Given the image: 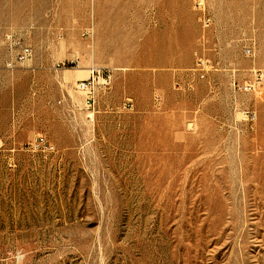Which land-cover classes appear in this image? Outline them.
I'll return each instance as SVG.
<instances>
[{
  "label": "rangeland",
  "instance_id": "1",
  "mask_svg": "<svg viewBox=\"0 0 264 264\" xmlns=\"http://www.w3.org/2000/svg\"><path fill=\"white\" fill-rule=\"evenodd\" d=\"M0 264H264V0H0Z\"/></svg>",
  "mask_w": 264,
  "mask_h": 264
},
{
  "label": "built area",
  "instance_id": "2",
  "mask_svg": "<svg viewBox=\"0 0 264 264\" xmlns=\"http://www.w3.org/2000/svg\"><path fill=\"white\" fill-rule=\"evenodd\" d=\"M10 39L13 38V34L9 35ZM13 45L15 46V48L17 47L18 50H15V52L13 53V58L16 61H26L29 60L33 54V49L31 46L24 44L21 39L15 40V42H13ZM12 64V63H10ZM96 69L92 70V72L95 74ZM97 72L100 74H98L99 76H101L105 82H108V80L111 78V74L105 70H97ZM246 89H252L253 85H246L245 86ZM77 88L80 91H84L85 92V101L86 103L90 106L94 103L95 101V95H94V91H95V86L92 84V82L90 81V79H82L79 80L77 83ZM126 106H131V103L128 102L126 104ZM33 146L36 149H40V150H44V151H53L55 149V145L44 135H40L38 137L35 138V140L33 141Z\"/></svg>",
  "mask_w": 264,
  "mask_h": 264
}]
</instances>
